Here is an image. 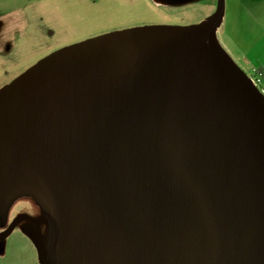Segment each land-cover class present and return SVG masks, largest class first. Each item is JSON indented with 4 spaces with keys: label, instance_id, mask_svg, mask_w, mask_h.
<instances>
[{
    "label": "water",
    "instance_id": "obj_1",
    "mask_svg": "<svg viewBox=\"0 0 264 264\" xmlns=\"http://www.w3.org/2000/svg\"><path fill=\"white\" fill-rule=\"evenodd\" d=\"M219 19L103 34L0 89V204L20 161L51 201L46 233L23 214L0 239L28 220L41 264H264V94Z\"/></svg>",
    "mask_w": 264,
    "mask_h": 264
},
{
    "label": "rangeland",
    "instance_id": "obj_2",
    "mask_svg": "<svg viewBox=\"0 0 264 264\" xmlns=\"http://www.w3.org/2000/svg\"><path fill=\"white\" fill-rule=\"evenodd\" d=\"M29 1L34 0H0V14H5L14 8L23 13L24 6ZM126 1L65 0V30H67L65 37L72 35L70 31L68 32V27L72 30L80 27L86 32H91V35L79 38L81 34L78 36L79 39H71L72 42L69 41L60 48L73 46L114 31L146 28L144 33L149 34L154 31L149 29L158 26L193 27L206 22L212 15L220 14V24L214 35L230 56L229 48L234 49L241 31L247 32L246 27L251 23L247 15H244L246 12L244 5H253L254 2V0H179L178 5L162 9L164 6L161 0ZM143 20L148 23L136 25ZM38 61L29 63V66L17 77ZM243 71L247 76L253 77L251 70L244 68ZM10 80L6 79V81ZM255 86L263 94L261 86L258 83H255ZM9 185V196L2 202H5L3 205L0 204V232L7 229L15 218L23 214L37 219L43 229L47 228V232L51 201L33 167L22 161L18 162ZM36 231L30 221L23 220L10 235L1 238L0 264H41L35 241Z\"/></svg>",
    "mask_w": 264,
    "mask_h": 264
},
{
    "label": "crops",
    "instance_id": "obj_3",
    "mask_svg": "<svg viewBox=\"0 0 264 264\" xmlns=\"http://www.w3.org/2000/svg\"><path fill=\"white\" fill-rule=\"evenodd\" d=\"M244 6V15L251 23L246 27L247 32L241 31L234 49L229 48L230 56L226 54L232 56L231 60L242 71L246 68L254 75V69L260 70L258 84L264 94V0H254L253 5ZM65 31V0L29 1L23 13L15 8L1 13L0 89L15 80L29 63L60 50L71 39L91 35L80 27L73 30L68 27L72 33L69 37H65Z\"/></svg>",
    "mask_w": 264,
    "mask_h": 264
},
{
    "label": "flooded vegetation",
    "instance_id": "obj_4",
    "mask_svg": "<svg viewBox=\"0 0 264 264\" xmlns=\"http://www.w3.org/2000/svg\"><path fill=\"white\" fill-rule=\"evenodd\" d=\"M161 1H163L162 5L164 6L162 9H165V8H171V7H173V6L178 5V3H179V0H161ZM212 16H213V15H212ZM207 20H208V19H207ZM146 23H148V22L143 20L142 22L137 23L136 25H146ZM178 25H179V24H178ZM30 222H31V221H30ZM31 224H32L33 227L36 228V226H35L34 223L31 222ZM41 228H42V227H41ZM46 229H47V228H45V229L42 228V232L45 233V232H46ZM36 230H37V228H36Z\"/></svg>",
    "mask_w": 264,
    "mask_h": 264
},
{
    "label": "built area",
    "instance_id": "obj_5",
    "mask_svg": "<svg viewBox=\"0 0 264 264\" xmlns=\"http://www.w3.org/2000/svg\"><path fill=\"white\" fill-rule=\"evenodd\" d=\"M261 72L258 69H254V75L251 78L252 82L255 83H260L261 82V76H260Z\"/></svg>",
    "mask_w": 264,
    "mask_h": 264
}]
</instances>
